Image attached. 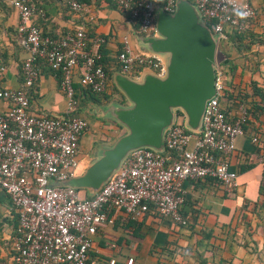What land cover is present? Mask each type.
<instances>
[{
    "label": "built area",
    "instance_id": "built-area-1",
    "mask_svg": "<svg viewBox=\"0 0 264 264\" xmlns=\"http://www.w3.org/2000/svg\"><path fill=\"white\" fill-rule=\"evenodd\" d=\"M18 14L17 35L27 55L21 65L23 86H0V188L17 213L11 240V260L0 264H88L93 235L111 221L109 211L121 209L130 218L156 213L187 226L181 207L185 180L213 179L226 191L238 186V174L230 168V155L238 136L245 134L251 113L240 101L231 108L221 100L229 90L223 67L216 62L215 95L208 100L200 132L187 130L178 120L167 130L166 150L139 148L129 154L119 170L91 197L80 198L71 187L51 186L53 180L74 176L79 164L80 141L88 123L75 114L74 76L92 92L104 93L108 72L101 60L103 36H89L84 25L58 37L42 33L33 16L44 15L37 0H9ZM74 12L86 10L82 0H63ZM137 24L140 35H157L155 5L172 12L176 0H110ZM218 44L227 32L246 31L256 19L250 0H192ZM237 10L247 13L244 18ZM121 72L137 75L150 69L162 75V59L147 52H133L123 38L117 54ZM44 63L59 77L67 99L64 114L35 113L29 91ZM253 141L256 138L253 137ZM167 150L174 154H167ZM132 258L127 263L131 264ZM113 264L114 260H110Z\"/></svg>",
    "mask_w": 264,
    "mask_h": 264
},
{
    "label": "crops",
    "instance_id": "crops-1",
    "mask_svg": "<svg viewBox=\"0 0 264 264\" xmlns=\"http://www.w3.org/2000/svg\"><path fill=\"white\" fill-rule=\"evenodd\" d=\"M86 10L74 12L63 0H37L44 15L35 14L33 21L42 33L54 37L84 25L89 36H103L100 46L102 59L108 69L105 95L100 102L82 99L79 74L73 85L77 101L75 114L87 121L88 127L80 141V157H88L86 167L74 176L82 175L95 159L100 147L112 146L126 133V127L108 115L98 114V106L117 102L131 105L115 84L120 70L117 54L123 38H128L133 52H149L141 43L125 12L110 0H82ZM257 11L256 19L239 40L240 48L230 44L227 55L234 67L229 74L231 84L242 90L250 102L263 105L253 94L252 83L264 90V0H250ZM18 14L9 0H0V86L17 89L23 86L21 65L27 55L17 35ZM229 65V64H227ZM39 77L30 88L31 109L35 113L61 115L66 111L67 99L59 85L58 76L44 63H39ZM142 69L137 75L141 80ZM225 107V104L222 103ZM264 107V105H263ZM7 105L0 100V111ZM183 120L181 115L179 118ZM176 120V121H177ZM253 137L256 141H253ZM230 168L238 174V186L226 191L213 179L185 180L182 183L185 200L182 213L189 224L181 226L156 213L139 219L130 218L121 209H111V221L100 225L93 235L88 264H264V111L256 108L249 119L245 134L238 136L231 153ZM83 197L92 194L86 188ZM17 213L11 200L0 188V260H11V240L17 226Z\"/></svg>",
    "mask_w": 264,
    "mask_h": 264
},
{
    "label": "water",
    "instance_id": "water-1",
    "mask_svg": "<svg viewBox=\"0 0 264 264\" xmlns=\"http://www.w3.org/2000/svg\"><path fill=\"white\" fill-rule=\"evenodd\" d=\"M155 28L157 35L138 38L162 59L164 73H145L141 80L116 74L115 84L131 105L112 102L97 108L98 114L124 125L126 133L112 146L100 147L82 175L53 180L51 186L86 188L93 196L134 150L165 152L166 132L178 115L187 130L200 132L206 104L215 95L218 34L190 0H176L172 12L156 4Z\"/></svg>",
    "mask_w": 264,
    "mask_h": 264
},
{
    "label": "trees",
    "instance_id": "trees-1",
    "mask_svg": "<svg viewBox=\"0 0 264 264\" xmlns=\"http://www.w3.org/2000/svg\"><path fill=\"white\" fill-rule=\"evenodd\" d=\"M190 1H192V0H190ZM246 32L247 31L239 32L236 30L227 32V37L225 39H222L219 42L218 46L221 43H227L229 45L230 44L235 45L236 50H238L240 48V45L238 42ZM225 55H227V51L225 52L224 56ZM101 60L105 66L106 71L108 72V69L104 63V60L102 59V54H101ZM227 64H229V65H227ZM221 66L223 67L224 77H225L226 83L229 86V90H228L227 94L225 95V98L221 100V103H224L226 108H231L236 103L243 101L247 105L249 112L251 113V116L255 114L256 108L261 109V111L262 110L264 111V107H263V105H264L263 104L264 103V90L262 88L258 87V85H256V83H252L253 94L257 95L261 99L262 104H263V105H258L256 107L254 105V103L249 101L245 92L237 89L236 86L231 84L230 79H229V74L231 73V71L233 70L234 67L232 66V64H230V60L225 57L223 59V63L221 64ZM58 79H59V77H58ZM74 89H75V97H76L77 101L81 95H83L82 99L94 100V101H98V102H100L101 99L102 100H108L110 98L109 95H105L104 93H100V94L94 93L88 87L82 86L81 84L79 87V90L81 93L80 96H78L76 94V88L75 87H74ZM167 154H174V152L167 150Z\"/></svg>",
    "mask_w": 264,
    "mask_h": 264
},
{
    "label": "rangeland",
    "instance_id": "rangeland-1",
    "mask_svg": "<svg viewBox=\"0 0 264 264\" xmlns=\"http://www.w3.org/2000/svg\"><path fill=\"white\" fill-rule=\"evenodd\" d=\"M230 48V45L227 44V43H221L218 48H217V53H216V61L219 62V63H223V59H224V54L226 51H228ZM182 119L181 117L179 118V122H181ZM89 162V159L88 157L84 156V157H81V159L79 160V164L78 166L76 167L74 173L77 174V173H80L85 167L86 165L88 164ZM78 196L80 198H83L84 196V190H80L78 191Z\"/></svg>",
    "mask_w": 264,
    "mask_h": 264
},
{
    "label": "clouds",
    "instance_id": "clouds-1",
    "mask_svg": "<svg viewBox=\"0 0 264 264\" xmlns=\"http://www.w3.org/2000/svg\"><path fill=\"white\" fill-rule=\"evenodd\" d=\"M236 15H238V16L241 17V18H244V17L247 16V13L244 12V11H242V10H237V11H236Z\"/></svg>",
    "mask_w": 264,
    "mask_h": 264
}]
</instances>
